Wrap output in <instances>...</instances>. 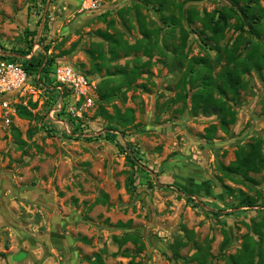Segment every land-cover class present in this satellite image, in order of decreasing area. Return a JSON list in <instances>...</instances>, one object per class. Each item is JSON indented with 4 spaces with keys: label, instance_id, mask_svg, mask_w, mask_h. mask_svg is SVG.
I'll return each mask as SVG.
<instances>
[{
    "label": "rangeland",
    "instance_id": "374dc122",
    "mask_svg": "<svg viewBox=\"0 0 264 264\" xmlns=\"http://www.w3.org/2000/svg\"><path fill=\"white\" fill-rule=\"evenodd\" d=\"M172 1L182 0H167L163 10L152 8L159 0H0V46L5 52L0 59L5 55L26 59L22 53L30 39L29 53L35 47L32 56H45L22 88L0 93V264H92L87 257L95 253L106 264H232L230 256L239 253L246 235L253 239L255 251L264 247V235L260 237L254 224L264 214V170L249 173L254 181H248L224 175L219 167L256 137L264 147V60L261 69L253 67L242 75L245 87L235 100H228L236 111L228 131L215 112L194 115L189 101L180 110L183 103L175 99L180 90L188 89L178 84L186 63L174 59L173 44L185 36L188 57L214 58L217 50L207 38L209 32L200 33L197 19L191 25L184 23V34L179 26L170 31L171 24H164L162 17L172 11L178 14ZM231 3L188 1L182 16L190 5L204 16ZM244 3L264 11V0H239ZM136 4L149 27L151 21L162 27L158 42L165 54L158 48L151 57L141 50L121 51L109 67L104 66L110 56L108 42L98 31H118L134 43L142 37ZM239 15L250 29L249 18ZM235 21L229 19L220 46L231 44L238 35ZM257 28L260 35L244 32L245 41L253 36L252 42L264 48V17ZM169 34L165 45L163 37ZM248 45L240 46L241 56ZM136 57L151 63L130 87L122 86L125 98L99 99L101 81L116 77L109 74L114 65L129 61L131 67ZM48 58L54 68L67 65L82 75L84 93L65 87L68 96L58 97L50 106L58 83L54 68L47 79L41 72ZM96 64L101 70L95 69ZM220 68L215 66L214 72ZM30 99L37 102L33 115L20 117L18 105L29 108ZM61 102L82 120L83 135L66 136L57 111L54 120L49 119L50 108ZM116 108L121 112L132 108L134 120L110 130V124L118 125L117 119H111ZM67 125L71 130V123ZM211 125L215 131L208 138L206 128ZM239 191L256 197L257 203L240 204ZM186 194H193V200ZM198 201L208 211L196 205ZM126 234L138 241L119 244L117 240ZM82 236L88 241L80 240ZM207 244L211 255L205 263L199 262L194 258L197 248Z\"/></svg>",
    "mask_w": 264,
    "mask_h": 264
},
{
    "label": "trees",
    "instance_id": "16d2710c",
    "mask_svg": "<svg viewBox=\"0 0 264 264\" xmlns=\"http://www.w3.org/2000/svg\"><path fill=\"white\" fill-rule=\"evenodd\" d=\"M193 0H182L179 3L172 1V4L177 12H170L169 15L162 17L164 24H171L170 31L174 30L176 26L180 27L181 34H184L187 29L184 26V23L191 25L195 20H199L201 23V34H206L208 31L209 34L207 38L213 40L216 43L217 55L214 58L209 57V55L204 56H190L184 51L186 46V37L181 36L180 43L173 44V54L174 59L179 60L180 63L185 65L186 69L181 75L178 84H182L183 87L188 85V89L185 91H179L176 95L178 101H182L183 105L180 110H185L187 107L188 101L190 102V110L196 115L200 111L211 113L215 112L218 114L220 125L223 130L228 131V125L235 122L236 111L229 103V99L235 100L239 94L240 88L245 87V82L242 78V75L249 71L251 68L256 67L258 69L262 68V62L264 60V48L260 46L257 42H252L253 36L248 38L245 41L244 32H251L255 35H260V30L257 27L261 26L262 18L264 17V11L256 9L254 6L244 3L239 4V0H231L232 3L229 6L222 7L220 9H215L212 12L206 13L204 16H201L197 7L195 5H190L186 9V16H182L183 4ZM167 0H159V4L154 5L152 8L163 10L166 9ZM135 8V19L138 23V29L142 37L137 39L134 43H129L124 39L121 32H108L99 30L98 33L103 40L108 42V52L110 54L107 58V62L103 61L104 66L109 67L108 63L110 61L116 60L120 55L121 51L126 54L131 53L132 51H142L143 54H146L151 57L152 51L155 48H158V51L162 54L164 50L159 47L158 35L162 27L160 25H154V22L151 21L153 27H149L150 23L146 19V16L141 11V5L136 4ZM130 9H126L125 12H129ZM240 13H243L249 18V28H245V22L240 17ZM124 18V16L122 15ZM235 17L236 21L233 24L234 27L239 30L238 35L231 44H226L224 46L219 45V41L225 36V31L230 27L229 19ZM185 20V21H183ZM113 20L110 21V25H113ZM169 37L164 36V44L167 45ZM33 40L30 39L29 45L23 55L29 54V51L32 47ZM250 43L247 47V51L244 56H241L240 46L242 44L246 45ZM19 52V51H15ZM103 57L102 53H99ZM10 60H19L22 66L28 71L31 75L34 72H37L42 66L45 56L44 55H33L31 58H17L2 56ZM185 60V61H184ZM184 61V62H183ZM224 61V63H222ZM129 61H126L125 65L115 64V70L109 71V74H114L116 77H109L106 81H101L98 87V98L109 102L113 98L122 96L125 98V90H122V86L126 85L130 87L132 83L141 76L142 68L147 64L150 65V59L147 62L140 60V57H136L135 63L130 67ZM215 66H220V70L216 73L214 72ZM100 65L96 64L95 69L101 70ZM54 68L52 59H47L43 65L41 72L48 78V73ZM41 83H45L43 79H40ZM54 94L50 97L49 104L52 105L51 101H56L58 97L62 96L64 99L68 96V90L64 87L63 92L61 93L58 89H55ZM28 106L18 105L17 113L20 117H30L33 115L31 109L37 106L36 101L31 99L28 101ZM66 106L63 105V108L57 112L60 119L67 118V121L71 123L72 128L70 133L65 132V135L68 137H78L83 135V122L78 120L77 117L72 116L67 113L65 110ZM117 119L116 124H110V130L119 129L118 126H126L127 124L133 122L134 114L132 108H127L124 112H121L116 108V116H111V119ZM207 137L210 138L215 131V125H211L206 128ZM90 138V137H86ZM111 138V136H109ZM129 160L131 163H135L136 159L133 155H130ZM220 170L227 176H239L243 180L254 181V179L249 175L251 172H260L264 170V147L263 141L261 138H254L250 141L247 146L239 147L235 150V158L228 164L220 163ZM132 178L128 180V188H131ZM226 191L233 193L232 187L225 185ZM186 199L193 200V194H186ZM239 200L240 204L252 206L257 203V198L245 194L243 191H239ZM261 198V195H258ZM196 205L202 206L204 210L208 211L206 206L198 201ZM212 213L219 216L217 211L211 210ZM122 225V222H119ZM255 230L263 237L264 235V214L262 219L254 223ZM125 225V224H123ZM82 241H88L86 236L79 238ZM127 240H133L137 242L138 239L133 237V235L126 234L123 237L119 238L117 241L119 244ZM253 239L246 235L244 244L242 245L239 253L230 256L232 264H264V247L259 248L255 251L253 247ZM177 244L183 245L181 241H177ZM209 245L206 246L199 245L197 252L194 255V258L198 259L199 262L205 263L207 257L211 255L209 252ZM92 264H106L103 262L102 256L100 253H95L94 256L87 257Z\"/></svg>",
    "mask_w": 264,
    "mask_h": 264
},
{
    "label": "built area",
    "instance_id": "2783aa9c",
    "mask_svg": "<svg viewBox=\"0 0 264 264\" xmlns=\"http://www.w3.org/2000/svg\"><path fill=\"white\" fill-rule=\"evenodd\" d=\"M35 50V47L33 48V51ZM33 51L27 54V58H31ZM5 53L2 51L0 46V54ZM10 56V55H5ZM54 76L55 80L58 83L56 85V89H58L61 93L63 92L64 87L71 88L78 91L79 94H83L85 91V84L86 80L82 75L77 74L72 67L67 65H56L54 68ZM31 77V75L28 73V71L22 66L21 63L13 62L8 58L0 59V93L7 92V91H13V90H19L22 88L26 83L27 80ZM61 100L64 99V97L60 96ZM52 105L54 101H51ZM63 105L65 103H59L55 107L50 108V113L48 114L49 119L54 120L53 118V112H58L63 108ZM67 113H70V109H65ZM59 121L63 123V127L65 128V132L70 133V129L67 125V118H57Z\"/></svg>",
    "mask_w": 264,
    "mask_h": 264
}]
</instances>
